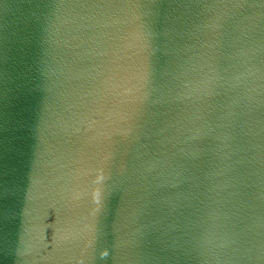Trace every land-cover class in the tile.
Listing matches in <instances>:
<instances>
[{"label": "water", "instance_id": "water-1", "mask_svg": "<svg viewBox=\"0 0 264 264\" xmlns=\"http://www.w3.org/2000/svg\"><path fill=\"white\" fill-rule=\"evenodd\" d=\"M0 264H264V0H0Z\"/></svg>", "mask_w": 264, "mask_h": 264}]
</instances>
